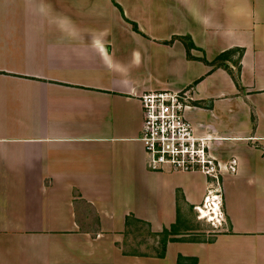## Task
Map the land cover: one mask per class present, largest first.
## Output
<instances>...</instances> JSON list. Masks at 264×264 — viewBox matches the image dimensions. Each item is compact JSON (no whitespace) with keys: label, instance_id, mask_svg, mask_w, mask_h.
I'll return each instance as SVG.
<instances>
[{"label":"crops","instance_id":"1","mask_svg":"<svg viewBox=\"0 0 264 264\" xmlns=\"http://www.w3.org/2000/svg\"><path fill=\"white\" fill-rule=\"evenodd\" d=\"M228 49L240 84L200 59ZM189 86V119L236 160L219 182L148 163L141 95ZM209 190L213 239L125 252L129 215L170 228ZM0 264H264V0H0Z\"/></svg>","mask_w":264,"mask_h":264},{"label":"built area","instance_id":"2","mask_svg":"<svg viewBox=\"0 0 264 264\" xmlns=\"http://www.w3.org/2000/svg\"><path fill=\"white\" fill-rule=\"evenodd\" d=\"M194 99L193 86L176 91H148L141 95L144 115L141 139L149 156L148 163L152 169L200 170L219 182L222 169L227 165L223 166L211 153V135L199 133L189 119L187 111ZM235 165L236 160L232 159L227 167L235 170ZM209 191L196 209L199 218L211 220V214L203 217L204 208L211 211ZM218 200V213L223 218L222 198Z\"/></svg>","mask_w":264,"mask_h":264},{"label":"rangeland","instance_id":"3","mask_svg":"<svg viewBox=\"0 0 264 264\" xmlns=\"http://www.w3.org/2000/svg\"><path fill=\"white\" fill-rule=\"evenodd\" d=\"M239 55L240 53H231V59L233 62H230L229 66L234 72H236L238 69ZM197 213L198 211L196 208L192 206L188 207L185 205L184 209L181 210L179 215V223L177 224L181 225L180 229L182 232L178 234V236L189 240L177 241H190V239H199L200 241L211 240L216 233L224 229L219 222H214L216 219L209 220L206 217L198 218ZM161 230H155L145 223L132 219L130 227L125 228V234L122 238V245L125 250L129 251L136 250L141 252H149L152 254L156 253V251H160L162 248V243L160 242L162 235L155 234V231Z\"/></svg>","mask_w":264,"mask_h":264},{"label":"trees","instance_id":"4","mask_svg":"<svg viewBox=\"0 0 264 264\" xmlns=\"http://www.w3.org/2000/svg\"><path fill=\"white\" fill-rule=\"evenodd\" d=\"M128 19V18H127ZM129 20V19H128ZM132 24L133 27L136 30H139V26L137 24V22L133 21V20H129ZM180 38L181 40H183V42L185 43L186 47H187V51H188V55L190 57H196L194 55H192L191 53V48L192 47H196L195 42L193 41V39L191 38L190 35H175L173 36L170 40H167L168 43H171L174 41L175 38ZM233 50L232 49H228L225 50L223 52H221L214 60L209 61L207 59L206 56L200 57V59L208 62L209 64L215 65V66H224L225 68L229 69L230 72L232 73L235 81L237 82V84H240V80H239V71H240V66H238V74L234 73L232 71V69H230L229 63L233 62L231 59V52ZM238 63H239V59H238ZM132 219H135L137 221H140L142 223L147 224L149 227H151L150 222H147L141 218H138L136 216H134L133 214L129 215L127 217V222H126V228L130 227L131 223H132ZM177 223L179 222H175L171 225L170 228H163L161 231H155V234L158 235H162V237L160 238V242L162 243V248L160 251H156V253H149V252H141V251H136V250H125L126 253H133V254H142V255H157V256H165L166 254V250H167V245L169 243V241H177V240H189V239H185L181 236H178V234H180L182 231L180 229L181 225H178ZM190 229V228H189ZM192 240H198L199 239H190V241ZM185 259V256H183L182 254L179 255V261H182ZM193 262L197 261V258H191Z\"/></svg>","mask_w":264,"mask_h":264},{"label":"bare ground","instance_id":"5","mask_svg":"<svg viewBox=\"0 0 264 264\" xmlns=\"http://www.w3.org/2000/svg\"><path fill=\"white\" fill-rule=\"evenodd\" d=\"M213 193L215 195H213ZM218 197H220V196L217 194V192H213V191L211 192L210 197L208 199L211 202V206H210V204H208L210 206L209 208H211V211H209L208 209L204 208L203 217L206 216V215L211 214L210 219H216V217H217L216 213H218V209H219V206H220V202L218 200Z\"/></svg>","mask_w":264,"mask_h":264}]
</instances>
